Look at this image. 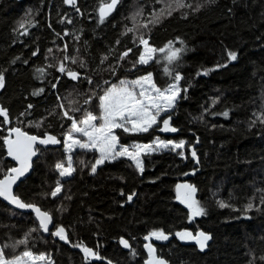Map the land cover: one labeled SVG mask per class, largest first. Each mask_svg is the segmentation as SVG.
<instances>
[{"label": "trees", "instance_id": "1", "mask_svg": "<svg viewBox=\"0 0 264 264\" xmlns=\"http://www.w3.org/2000/svg\"><path fill=\"white\" fill-rule=\"evenodd\" d=\"M120 1L101 23L99 8L110 0H0V107L9 119L0 116V178L14 166L3 139L10 128L60 141L38 147L32 174L16 189L22 201L52 216L50 234L33 213L0 201L5 256L30 250L55 264H146L145 237L162 231L168 239H151L166 264H264V0ZM141 37L157 50L148 65L138 62ZM170 47L181 50L171 63ZM146 73L162 89L182 76L175 110L160 118L170 116L176 131L117 129L119 142L184 141V156L163 150L143 155L142 173L128 159L93 173L97 151L80 148L72 154L75 171L61 178L55 166L67 165L64 144L72 132L64 113L77 120L86 111L99 116L106 89ZM183 181L195 186L205 215L191 217L177 199ZM60 227L68 241L53 234ZM184 231L211 239L201 250L176 235ZM77 244L99 258H85Z\"/></svg>", "mask_w": 264, "mask_h": 264}, {"label": "snow or ice", "instance_id": "2", "mask_svg": "<svg viewBox=\"0 0 264 264\" xmlns=\"http://www.w3.org/2000/svg\"><path fill=\"white\" fill-rule=\"evenodd\" d=\"M69 4H74L75 0H66ZM119 0H110L109 3H102L99 8L100 22L103 23L106 16H108L118 4ZM183 7V4H179ZM170 14V13H169ZM159 17L156 21L158 22ZM23 27V25H21ZM146 27V25H145ZM132 29H129L131 31ZM140 42L144 45V54L139 57V63L147 64L152 60L153 54L157 51L155 48H151L148 45V41L140 38ZM160 51H164L161 49ZM170 54L167 56L169 63L179 58L180 49H171ZM127 52L124 53L127 56ZM228 56L231 60H236L237 56L234 52H229ZM60 72H65L63 66L59 69ZM167 72L168 70L165 69ZM170 74V73H169ZM67 75L72 79L78 78V73L69 70ZM175 80L181 79L179 74L175 75ZM4 85V77L0 75V87ZM42 91V90H41ZM180 95V88L173 84L165 89L158 88L153 82L151 74L142 76L137 80L126 81L121 80L118 85L113 84L110 88L104 91V94L99 97V116L94 115L90 111H86L82 118L77 120L73 116H69L67 112L64 113L69 120L72 121L71 129L74 132L81 133L84 137H87L86 141L75 139L72 133L69 132L67 140L71 143L67 144V149L72 150L73 146H78L82 149L96 150L99 152V159L96 160V164L92 167V172L96 171V166L104 163L105 161L115 160L120 156H126L135 162V166L139 171L143 172V161L141 160V153H148L155 151L158 148H169L180 149L184 147V141L174 143L172 141H162L157 139L156 148L152 145L135 144L131 150L128 147L120 146L117 151V145L119 142L118 136L115 134V129H122L124 132L139 133L147 132L150 128L158 123L163 124L162 131H176L175 128L169 126L171 117L169 116L162 121L158 120L161 113L167 112L169 109L174 108L176 101ZM87 102V101H86ZM227 116L228 113H223ZM264 116V114H261ZM0 116L4 117V122L8 123V113L5 109L0 108ZM100 123L97 124L96 121ZM39 127V125H36ZM14 136V138H13ZM4 143L7 146V154L14 160L19 162V167L10 168L4 174V178L0 179V197L9 201L21 209H32L39 220V227L44 232L49 231V225L52 223V216L46 212L41 211L39 207L31 203H25L17 195L13 193V185L17 180L24 176V174L31 167L32 157L37 154L35 145L37 143L41 145L47 144H59L60 141L51 135H46L44 138H40L36 135H30L26 131H23L19 127L11 128L8 136L4 137ZM182 154V153H181ZM191 155L195 158L196 152L192 151ZM67 167L63 163H57L56 168L59 170L61 176H70L75 169L72 167V157L69 156L67 160ZM177 199L181 203L185 204L190 210L191 217L195 218L206 214L204 207L200 205V202L195 198L196 188L190 184H179L176 186ZM61 191V186L58 184L56 189L51 193L55 197ZM129 200L132 196L128 197ZM220 207H228L229 205L224 202H220ZM252 204H248L247 208L251 209ZM61 240L68 241V237L63 227L57 228L53 233ZM176 235L181 240H194L201 250L207 246V241L211 239L209 235L204 232H199L195 236L188 231L177 232ZM157 240H166L168 236L162 231H153L146 236V240L151 238ZM27 238L20 240L18 244H26ZM125 247H130L127 241L122 240ZM80 247L85 254V258L93 257L99 258L93 249L83 245H74ZM8 245L0 246V264H36L38 261H45L48 258L45 254L39 255L34 254L30 250H25L21 254L14 257L5 256V248ZM145 247L148 249L149 259L146 264H166L163 259L158 258L155 255V248L151 244H146ZM110 264V262H109Z\"/></svg>", "mask_w": 264, "mask_h": 264}, {"label": "rangeland", "instance_id": "3", "mask_svg": "<svg viewBox=\"0 0 264 264\" xmlns=\"http://www.w3.org/2000/svg\"><path fill=\"white\" fill-rule=\"evenodd\" d=\"M145 40H147L148 41V45H149V47H151V48H154L152 45H150L149 44V40L147 39V38H145ZM140 45H142V52H141V54H144V45L140 42ZM156 53V52H155ZM155 53L153 54V57H155ZM154 59V58H153ZM153 59L152 60H150L147 64H144V65H148V64H150L152 61H153ZM67 59H65L63 62H61L60 63V67L61 66H63L64 68H66L65 67V65H67ZM148 74H151L152 75V78H153V82L155 83V81H154V77H153V74L152 73H146L145 75H143V76H146V75H148ZM180 75V74H179ZM142 77V76H141ZM180 77H181V79H182V76L180 75ZM140 77H138V78H136V79H126V81H133V80H137V79H139ZM181 79L179 80V81H177V80H175L173 83H171V84H169L168 85V87L170 86V85H173V84H175V85H177L179 88H180V95H179V97H178V99H177V101H176V104H175V107L174 108H171V109H169L167 112H163V113H161V115H160V117H158V120L159 121H162L160 118H162L166 113H170V112H172V111H174L175 110V108H176V105H177V103L179 102V100H180V96H181V94H182V86H181ZM156 84V83H155ZM157 86V85H156ZM158 87V86H157ZM159 88V87H158ZM167 88V87H166ZM162 89V88H161ZM163 89H165V88H163ZM1 108V107H0ZM96 123L97 124H99L100 123V121L99 120H97L96 121ZM9 124V123H8ZM159 125V127H161V126H163V124L162 123H158L157 125H154V126H158ZM153 126V127H154ZM152 127V128H153ZM162 128V127H161ZM151 129V128H150ZM149 129V130H150ZM116 130L117 129H115L114 131H115V134H116ZM72 133V136H73V138H75V139H80V140H82V141H86L87 140V137H84L81 133H77V132H74V131H72L71 132ZM157 139H159V140H162V141H165V142H167L168 140H165V139H161V138H157ZM157 139H155L154 141H152V142H149V143H140V142H135V143H132V144H130V145H125V144H120V142H118V145H117V151H119V148H120V146L122 145V146H124V147H128L130 150H131V148H132V146L133 145H135V144H142V145H152L153 146V148H156V141H157ZM170 141H172V140H170ZM172 142H174V141H172ZM68 143H71V141H68L67 140V136H66V139H65V144H64V150L66 151V153L68 154V157L69 156H71L72 157V167H73V151H75L76 149H80L78 146H73V148H72V150L71 151H69L68 149H67V144ZM174 143H176V142H174ZM47 145H50V144H47ZM184 146H185V143H184ZM82 149V148H81ZM169 149H172L171 147H169V148H158L157 150H155V151H151V152H148V153H154V152H159V151H167V150H169ZM89 150V149H88ZM174 150H179V151H181L182 152V156H184V147L183 148H180V149H174ZM96 151V150H95ZM97 153H98V159H99V152L97 151ZM144 154H147V153H144V152H142L141 153V160L143 161V155ZM68 157H67V160H68ZM119 159H128V160H130L134 165H135V162L134 161H132L131 159H129L128 157H126V156H120V157H118L117 159H115V160H111V161H105L104 163H106V162H113V161H116V160H119ZM104 163H102V164H100V165H98V166H96V170L98 169V167H100V166H102ZM96 164V163H95ZM68 165H66L65 167H67ZM137 168V167H136ZM143 169H144V165H143ZM139 170V169H138ZM72 174H73V172H72ZM71 174V175H72ZM70 175V176H71ZM67 177H69V176H61V178H67ZM61 186V185H60ZM197 233H195V234H193L194 236L196 235ZM182 241H192V242H195L194 240H182ZM208 242V241H207ZM196 243V242H195ZM199 246V245H198ZM206 248V247H205ZM204 248V249H205ZM201 249V248H200ZM36 255H39V254H36ZM46 255V257L48 258L47 260H45V261H38V262H36V264H55V262L53 261V259L51 258V256H49V255H47V254H45ZM149 255V254H148ZM157 257L158 258H160L159 256H158V254H157ZM148 259H149V257H148ZM161 259V258H160Z\"/></svg>", "mask_w": 264, "mask_h": 264}, {"label": "water", "instance_id": "4", "mask_svg": "<svg viewBox=\"0 0 264 264\" xmlns=\"http://www.w3.org/2000/svg\"><path fill=\"white\" fill-rule=\"evenodd\" d=\"M77 1L78 0H75V3L74 4H76L77 3ZM120 0H119V2H118V4L116 5V8L108 15V16H106V18L105 19H107V18H109L116 10H117V8H118V6L120 5ZM109 3V2H108ZM98 13H99V11H98ZM78 79V78H77ZM77 79H75V81H77ZM170 126V125H169ZM171 127V126H170ZM15 128V127H14ZM162 128H163V126H162ZM161 128V129H162ZM172 128V127H171ZM11 129V128H10ZM9 129V130H10ZM159 130V132L160 133H164V132H167V131H162V130ZM9 130L7 131V133L9 134ZM31 135V134H30ZM37 136V135H36ZM39 137V136H38ZM13 138H14V136H13ZM41 138V137H40ZM39 146H41V144H39V143H37L36 145H35V149H36V152H37V154L35 155V156H33L32 157V160H31V167L29 168V170L24 174V176H22V177H20L18 180H17V182L13 185V193L16 195V189L18 188V186L25 180V179H27L31 174H32V171H33V167H34V161H35V159L37 158V156H38V147ZM5 149H6V153H7V146H6V144H5ZM7 158L9 159V160H11L13 163H14V166L13 167H19V162L18 161H16V160H14L11 156H9L8 154H7ZM4 178V176L2 177V178H0V179H3ZM180 184H190L189 182H187V181H183V182H181ZM0 201H2V202H5V203H7V204H9L10 206H12V207H14L17 211H20V212H24V213H33L35 216H36V213L32 210V209H21V208H18V207H16L15 205H13V204H11L9 201H6L5 199H3L2 197H0ZM37 206V205H36ZM37 207H39V206H37ZM40 209H41V211H44L41 207H39ZM37 217V216H36ZM52 227H53V218H52V223L49 225V231L48 232H44L46 235H49L50 234V230L52 229ZM43 230V229H42ZM146 244H151L153 247H154V245H153V243H152V239H150V240H146ZM77 249H79L80 247H76ZM155 248V247H154ZM148 250V249H147ZM155 255L157 256V254H156V249H155Z\"/></svg>", "mask_w": 264, "mask_h": 264}, {"label": "bare ground", "instance_id": "5", "mask_svg": "<svg viewBox=\"0 0 264 264\" xmlns=\"http://www.w3.org/2000/svg\"><path fill=\"white\" fill-rule=\"evenodd\" d=\"M19 127V126H18Z\"/></svg>", "mask_w": 264, "mask_h": 264}]
</instances>
